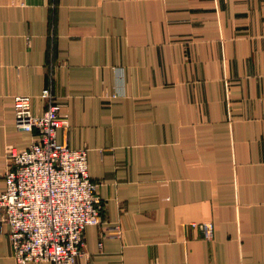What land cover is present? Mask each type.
<instances>
[{"label":"crops","instance_id":"0c3cea01","mask_svg":"<svg viewBox=\"0 0 264 264\" xmlns=\"http://www.w3.org/2000/svg\"><path fill=\"white\" fill-rule=\"evenodd\" d=\"M48 85L103 204L75 264H264V0H0V194Z\"/></svg>","mask_w":264,"mask_h":264},{"label":"built area","instance_id":"2783aa9c","mask_svg":"<svg viewBox=\"0 0 264 264\" xmlns=\"http://www.w3.org/2000/svg\"><path fill=\"white\" fill-rule=\"evenodd\" d=\"M40 98L41 115L31 112V97L13 98L14 126L36 135L24 149H10L0 194V228L7 237L17 263L75 264L83 255L84 231L99 225L103 204L98 184L88 173L87 150L72 149L57 140L66 125L51 85ZM211 239L213 224H194ZM116 230L119 228L116 226Z\"/></svg>","mask_w":264,"mask_h":264}]
</instances>
